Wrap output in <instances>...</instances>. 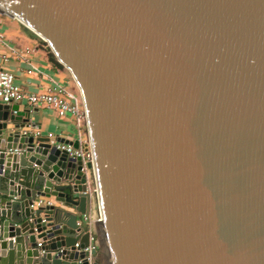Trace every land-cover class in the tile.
<instances>
[{
  "label": "water",
  "instance_id": "95a60500",
  "mask_svg": "<svg viewBox=\"0 0 264 264\" xmlns=\"http://www.w3.org/2000/svg\"><path fill=\"white\" fill-rule=\"evenodd\" d=\"M0 16L69 72L92 159L0 104V264H264V0H0Z\"/></svg>",
  "mask_w": 264,
  "mask_h": 264
},
{
  "label": "crops",
  "instance_id": "0c3cea01",
  "mask_svg": "<svg viewBox=\"0 0 264 264\" xmlns=\"http://www.w3.org/2000/svg\"><path fill=\"white\" fill-rule=\"evenodd\" d=\"M0 35L2 44L0 54L8 58L2 68L11 72L15 82L29 94L42 93L54 84L61 85L72 94H78V88L69 72L56 59L53 60L47 45L17 20L0 16ZM17 105V104H13ZM20 110H30V130L38 136L49 138L57 146L56 141H78V131L81 142L86 138L84 124L79 127L73 118H60L56 112L45 106L30 107L25 103L18 104ZM92 221L97 222V216L92 203ZM93 235L91 244L95 243ZM40 242V241H38Z\"/></svg>",
  "mask_w": 264,
  "mask_h": 264
},
{
  "label": "built area",
  "instance_id": "2783aa9c",
  "mask_svg": "<svg viewBox=\"0 0 264 264\" xmlns=\"http://www.w3.org/2000/svg\"><path fill=\"white\" fill-rule=\"evenodd\" d=\"M2 44V36L0 35V45ZM48 47V46H47ZM8 58L0 54V104L1 105H13L25 103L30 107H39L45 106L46 108L52 109L56 112L57 116L64 118L69 116L73 118L76 122V125L79 127L81 124H84L86 130L85 115L83 110V104L81 95L78 91V94H72L67 91V89L61 85L54 84L51 88L46 89L42 93H32L29 94L21 89L15 82L14 75L2 68V64L7 62ZM86 138L81 142V134L78 131V149H74L71 145L59 144L56 147L64 151L69 158L81 159L83 166L87 163H91V154L89 151L84 152L81 148L82 145L88 143L87 132ZM38 134V133H37ZM52 138V135L48 136ZM92 192L94 193L93 206L94 211L97 216V220L100 218L99 206L97 203V192L95 187L92 186ZM46 202L45 199H37L33 202L31 208L35 209L38 206H42ZM40 246V243H38ZM75 248H78V244H75ZM93 248H96V244H91L84 249L86 252H90Z\"/></svg>",
  "mask_w": 264,
  "mask_h": 264
},
{
  "label": "trees",
  "instance_id": "16d2710c",
  "mask_svg": "<svg viewBox=\"0 0 264 264\" xmlns=\"http://www.w3.org/2000/svg\"><path fill=\"white\" fill-rule=\"evenodd\" d=\"M50 55H51V58H52L53 60H55V59H54V56L52 55V53H50Z\"/></svg>",
  "mask_w": 264,
  "mask_h": 264
}]
</instances>
